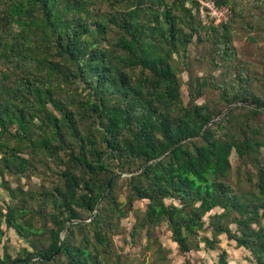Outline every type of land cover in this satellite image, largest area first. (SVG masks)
<instances>
[{"label": "trees", "instance_id": "obj_1", "mask_svg": "<svg viewBox=\"0 0 264 264\" xmlns=\"http://www.w3.org/2000/svg\"><path fill=\"white\" fill-rule=\"evenodd\" d=\"M216 2L230 19L196 0H0V264H129L121 234L168 264L163 224L183 255L226 234L264 264V57H239L242 0ZM192 43L221 70L190 74L185 101Z\"/></svg>", "mask_w": 264, "mask_h": 264}, {"label": "rangeland", "instance_id": "obj_2", "mask_svg": "<svg viewBox=\"0 0 264 264\" xmlns=\"http://www.w3.org/2000/svg\"><path fill=\"white\" fill-rule=\"evenodd\" d=\"M260 2V0H242L240 7L247 16L245 19L238 20L235 28V45L238 48L239 57L242 61H251L253 66H260L264 57V7ZM225 7L228 8V20L233 11L231 6ZM204 49V44L192 43L187 51V58H184L183 54L176 55L181 68L179 76L185 101L188 100L186 81L190 74H202L211 70L216 75L220 73L221 68H212L205 59ZM212 96L211 91H206L205 96L199 101L203 102ZM231 159L236 165L238 156L235 152L232 154ZM8 199V194L1 185L0 180V203H4ZM145 204L146 201H137L136 207L144 210ZM134 221L135 216L133 214L124 219L123 225L126 231L132 227ZM157 234L165 247V252L169 258L168 264H219V255L222 249H225L228 253V264H257L249 251L237 247L235 242L230 240L226 234L221 235L219 248L211 249L205 243H202L200 250H193L185 255L179 252L177 243L172 240L171 231L167 224H163L158 228ZM206 234L211 235V232L207 231ZM123 235L117 236L116 239L119 245L124 247V254L130 258L129 264H151L158 258L157 245L147 248V240L144 238L142 243L134 246L130 242H125ZM7 237L10 239V248L14 256L22 246L27 244L14 230L8 231ZM1 252L2 248L0 247Z\"/></svg>", "mask_w": 264, "mask_h": 264}, {"label": "built area", "instance_id": "obj_3", "mask_svg": "<svg viewBox=\"0 0 264 264\" xmlns=\"http://www.w3.org/2000/svg\"><path fill=\"white\" fill-rule=\"evenodd\" d=\"M196 4L199 16L205 22L214 20L219 23L228 18V8L219 5L216 0H196Z\"/></svg>", "mask_w": 264, "mask_h": 264}, {"label": "water", "instance_id": "obj_4", "mask_svg": "<svg viewBox=\"0 0 264 264\" xmlns=\"http://www.w3.org/2000/svg\"><path fill=\"white\" fill-rule=\"evenodd\" d=\"M127 175H128V174H127L126 172H117V173L113 174V175L110 177V179H109V181H108V183H107V186H106V188H105V190H104V193H103V195L100 197V199H99V201H98V203H97V205H96V209H95L94 213H93L92 216H91V219L95 216L96 212L98 211L99 206H100L101 202L103 201V199L105 198V196L107 195L108 190L110 189V186H111L112 182H113L115 179H117L118 177H123V176H127ZM91 219H90V220H91ZM87 221H88V220H86V221H84V222H87ZM62 246H63V239H61L60 244H59V247L57 248L56 252L53 253L48 259H52V258L56 255V253L59 252V251L61 250ZM35 259H36V258H24V259H19V260L13 261V262L10 263V264H20V263H22V262H27V261H31V260H35Z\"/></svg>", "mask_w": 264, "mask_h": 264}]
</instances>
